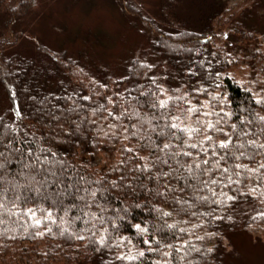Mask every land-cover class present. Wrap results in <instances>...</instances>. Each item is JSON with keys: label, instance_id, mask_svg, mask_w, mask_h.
I'll return each mask as SVG.
<instances>
[{"label": "trees", "instance_id": "obj_1", "mask_svg": "<svg viewBox=\"0 0 264 264\" xmlns=\"http://www.w3.org/2000/svg\"><path fill=\"white\" fill-rule=\"evenodd\" d=\"M231 1L118 0L143 48L103 62L0 0V264H264V0Z\"/></svg>", "mask_w": 264, "mask_h": 264}, {"label": "rangeland", "instance_id": "obj_2", "mask_svg": "<svg viewBox=\"0 0 264 264\" xmlns=\"http://www.w3.org/2000/svg\"><path fill=\"white\" fill-rule=\"evenodd\" d=\"M117 1L38 0L23 21L22 34L26 32L28 38H23L21 48L30 49L35 42L32 37H37L41 43L57 50L78 52L85 49L88 55L103 62H118L121 55L141 50L144 38L122 21ZM154 3L155 0L144 2L148 6ZM229 72L242 85L254 84L250 69L244 64H233ZM38 168L41 172H48L44 165ZM31 170L34 168L25 167V171ZM245 258L248 263V244Z\"/></svg>", "mask_w": 264, "mask_h": 264}, {"label": "snow or ice", "instance_id": "obj_3", "mask_svg": "<svg viewBox=\"0 0 264 264\" xmlns=\"http://www.w3.org/2000/svg\"><path fill=\"white\" fill-rule=\"evenodd\" d=\"M172 127L176 128L178 126L176 124H173ZM191 131H195V130H189V134H191ZM209 139H210V137H209ZM227 146H228L227 144H224V143L221 144V147H225L226 148ZM9 147H10V145H9ZM168 147H169V145H164V148H168ZM191 147L195 148L196 145H191ZM13 151H16V150H13ZM4 155H5V153L0 152V156H4ZM29 155H31V153H29ZM185 155H190V153H185ZM42 163H47V161H41L39 156H37L35 163L26 164L25 167L26 168H36L38 164H42ZM204 163L206 164V163H208V161H204ZM196 167L198 168L199 165H197ZM3 168H4V165L2 163H0V169H3ZM189 171L191 172V166H189ZM225 171H227V169H225ZM22 175H23V173H22ZM25 178L27 179V177H25ZM31 180L33 182H36L35 181V176H32ZM47 182L48 181L45 179L44 183H47ZM0 183H3V177L2 176H0ZM16 187H21V185L17 184ZM36 190L39 191V189H36ZM93 195H94V193H93ZM3 197H4V191H3L2 188H0V215H2V211H3V208H4ZM17 199H19V197H17ZM28 213H31L33 216L35 215V211L33 209H29ZM48 216L50 218L51 217V213H49ZM39 223H40V220L37 219L36 220V224L38 225ZM40 235H42V233Z\"/></svg>", "mask_w": 264, "mask_h": 264}]
</instances>
